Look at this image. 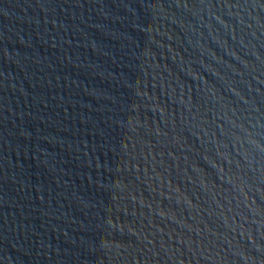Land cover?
I'll return each mask as SVG.
<instances>
[{
	"label": "water",
	"instance_id": "obj_1",
	"mask_svg": "<svg viewBox=\"0 0 264 264\" xmlns=\"http://www.w3.org/2000/svg\"><path fill=\"white\" fill-rule=\"evenodd\" d=\"M0 264H264V0H0Z\"/></svg>",
	"mask_w": 264,
	"mask_h": 264
}]
</instances>
